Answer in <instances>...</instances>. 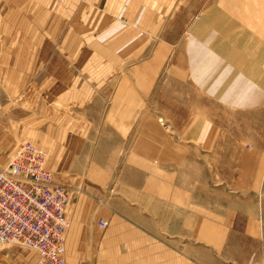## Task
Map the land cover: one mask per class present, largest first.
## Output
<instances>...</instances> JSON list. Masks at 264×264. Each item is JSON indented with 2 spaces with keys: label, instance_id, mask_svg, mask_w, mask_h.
<instances>
[{
  "label": "rangeland",
  "instance_id": "rangeland-1",
  "mask_svg": "<svg viewBox=\"0 0 264 264\" xmlns=\"http://www.w3.org/2000/svg\"><path fill=\"white\" fill-rule=\"evenodd\" d=\"M246 1L260 5L258 0H10L7 13L0 11L4 157L28 141L42 148L46 159L59 138L78 134L86 141L84 150H94L85 163L95 171L97 185L112 164L106 147L116 138L105 120L137 119L142 137L150 129L141 123L153 120L156 155L166 135L186 137L188 184L202 183L204 206L209 202L210 210L231 221L226 235L212 234L210 250L225 251L220 259L233 264H264V101L233 110L226 99L202 94L186 62L194 12L210 5L238 12ZM259 95L260 101L264 94ZM72 122L83 125L69 127ZM198 136L203 143H191ZM0 264H34V257L24 248L0 245Z\"/></svg>",
  "mask_w": 264,
  "mask_h": 264
},
{
  "label": "crops",
  "instance_id": "crops-1",
  "mask_svg": "<svg viewBox=\"0 0 264 264\" xmlns=\"http://www.w3.org/2000/svg\"><path fill=\"white\" fill-rule=\"evenodd\" d=\"M258 1L259 7L244 2L238 12L234 7L217 5L194 12V41L191 56H186L194 84L203 95L214 98L213 83L226 81V91L242 96L226 99L233 110L247 111L251 108L247 104L264 101L263 96L257 103H246L249 95L264 94V0ZM9 2L0 0L3 16ZM66 90L69 95L70 86ZM71 124L69 127L83 125ZM139 124L137 119L105 120L104 125L114 129L116 138L106 147V159L112 164L99 174L97 185L95 171L85 163L94 150H84L83 137L59 138L46 154L45 168L68 192L65 264H233L220 259L225 251L210 250L214 247L212 234L226 235L231 221L210 210L209 202L204 206L202 183L188 184L186 137L166 135L156 155L155 122L141 123L150 129L146 137L139 136ZM202 126L196 123V127ZM191 143L202 144L203 139L198 136ZM139 144L144 145L140 151L135 149ZM0 153L5 162L1 149ZM99 220L107 223L105 228L97 226Z\"/></svg>",
  "mask_w": 264,
  "mask_h": 264
},
{
  "label": "built area",
  "instance_id": "built-area-1",
  "mask_svg": "<svg viewBox=\"0 0 264 264\" xmlns=\"http://www.w3.org/2000/svg\"><path fill=\"white\" fill-rule=\"evenodd\" d=\"M67 201V190L45 168L43 150L26 141L5 162L0 153V245L28 250L34 264H65Z\"/></svg>",
  "mask_w": 264,
  "mask_h": 264
},
{
  "label": "bare ground",
  "instance_id": "bare-ground-1",
  "mask_svg": "<svg viewBox=\"0 0 264 264\" xmlns=\"http://www.w3.org/2000/svg\"><path fill=\"white\" fill-rule=\"evenodd\" d=\"M217 14V13H216ZM212 17V16H211ZM214 17H215V15H214ZM220 18H223L222 16L220 17ZM215 19V18H214ZM221 20V19H220ZM210 21V20H209ZM212 21V20H211ZM213 23V22H212ZM229 24V23H228ZM208 25H210V24H208ZM216 26V25H215ZM229 26V25H228ZM208 27V26H207ZM214 28H216V27H214ZM220 28V27H219ZM230 28V27H229ZM212 28L210 27V30H211ZM205 30H207V28H205ZM219 30H221V29H219ZM229 30V29H228ZM227 30V31H228ZM208 31V30H207ZM214 31V30H213ZM206 32V31H205ZM221 32H222V30H221ZM208 35V34H207ZM217 35V34H216ZM215 35V37H219L218 35L216 36ZM224 36V35H223ZM214 37V36H213ZM213 39V38H212ZM196 40V39H195ZM210 40V39H209ZM192 41H194V40H192ZM205 41V40H204ZM207 41H208V38H207ZM214 41V40H213ZM189 42H191V41H189ZM204 43V42H203ZM208 43H210V42H208ZM207 43V44H208ZM202 44V43H201ZM220 44V43H219ZM223 44V43H222ZM213 45V44H212ZM221 45V44H220ZM209 46H211L210 44H209ZM225 46H226V43H225ZM204 47V46H203ZM223 47H224V44H223ZM227 47V46H226ZM203 49H205V48H203ZM223 49V48H222ZM208 50V49H207ZM226 50V49H225ZM229 50V49H228ZM201 51H203V50H201ZM220 51V50H219ZM198 53V52H197ZM201 54V53H200ZM206 54V53H205ZM210 55V54H209ZM212 55V54H211ZM216 55V54H215ZM207 56V55H206ZM223 56V55H222ZM193 58V57H192ZM195 58V57H194ZM203 57L201 56V59H202ZM213 58V57H212ZM207 60V59H206ZM210 60H211V56H210ZM196 61V60H195ZM195 61L193 62V64L191 65L192 66V71L195 73V65L194 64H196L195 63ZM207 62H209L208 60H207ZM198 63H199V61H198ZM205 63V62H204ZM202 65L204 66V64L202 63ZM204 69V68H203ZM206 69V68H205ZM198 70V69H197ZM201 70V69H200ZM201 71H204V70H201ZM200 71V72H201ZM206 72V71H205ZM198 73V72H197ZM202 73H204V72H202ZM206 74V73H205ZM200 75V74H199ZM214 85L212 86V88L214 89L213 90V94H214V97L215 98H217V99H219V100H224V99H227L228 97H233V95H231V92H232V90L230 91H226L225 90V88H227V83H226V81H224V80H220L217 84H215V83H213ZM222 84H223V87H224V89L222 88ZM236 97V100L237 99H239L241 96H239V94L237 95V96H235ZM231 98H229V99H231ZM259 98H260V95H258V94H253L252 95V97L248 100V102H252V103H257L258 101H259Z\"/></svg>",
  "mask_w": 264,
  "mask_h": 264
}]
</instances>
